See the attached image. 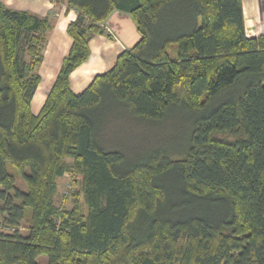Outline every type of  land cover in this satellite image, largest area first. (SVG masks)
Instances as JSON below:
<instances>
[{
  "label": "trees",
  "instance_id": "16d2710c",
  "mask_svg": "<svg viewBox=\"0 0 264 264\" xmlns=\"http://www.w3.org/2000/svg\"><path fill=\"white\" fill-rule=\"evenodd\" d=\"M64 1L72 45L37 114L54 24L0 1V264H264V33L247 34L243 0ZM116 8L141 39L76 93ZM173 107L192 123L176 157L108 137ZM67 173L71 208L55 203Z\"/></svg>",
  "mask_w": 264,
  "mask_h": 264
},
{
  "label": "crops",
  "instance_id": "0c3cea01",
  "mask_svg": "<svg viewBox=\"0 0 264 264\" xmlns=\"http://www.w3.org/2000/svg\"><path fill=\"white\" fill-rule=\"evenodd\" d=\"M0 1L12 9L27 10L39 16H48L54 24L45 49V58L40 66L42 80L32 100V110L37 114L60 71L63 58L70 51L72 38L67 31V26L77 17L78 12L76 9H69L64 0ZM255 2L253 0L248 6L244 3L245 10L252 11ZM105 23L115 38L111 39L99 34L91 39L89 59L76 68L70 77L71 88L76 93L82 92L97 74L109 70L121 52L134 46L141 39V33L133 18L122 9L113 10Z\"/></svg>",
  "mask_w": 264,
  "mask_h": 264
},
{
  "label": "rangeland",
  "instance_id": "374dc122",
  "mask_svg": "<svg viewBox=\"0 0 264 264\" xmlns=\"http://www.w3.org/2000/svg\"><path fill=\"white\" fill-rule=\"evenodd\" d=\"M255 1L252 11H247L244 8L246 30L249 36L259 35L264 31V1ZM121 120V123L112 121L111 125L120 124V127L114 130V127L111 126L112 134H109L108 137L110 136L111 142L114 141L127 151L131 159L137 156H145L150 153V150L162 149L163 144L168 153L176 157V153H180L183 146L187 144L192 129L190 115L184 107L169 109L166 118L158 122L148 123L137 120V118H131L126 114ZM115 131L119 132L115 133ZM11 171L17 175L18 185L24 188L25 184L21 176L13 167ZM79 180L80 177L74 180L69 173L59 177L55 203L71 208L74 204L73 196L76 197L78 194ZM40 260L42 262L47 261V256L42 255Z\"/></svg>",
  "mask_w": 264,
  "mask_h": 264
},
{
  "label": "bare ground",
  "instance_id": "6f19581e",
  "mask_svg": "<svg viewBox=\"0 0 264 264\" xmlns=\"http://www.w3.org/2000/svg\"><path fill=\"white\" fill-rule=\"evenodd\" d=\"M252 2H253V1H252ZM244 3H245V5L248 6V5L251 3V0H245ZM253 6H254V5H253ZM246 10H247V9H246Z\"/></svg>",
  "mask_w": 264,
  "mask_h": 264
},
{
  "label": "built area",
  "instance_id": "2783aa9c",
  "mask_svg": "<svg viewBox=\"0 0 264 264\" xmlns=\"http://www.w3.org/2000/svg\"><path fill=\"white\" fill-rule=\"evenodd\" d=\"M262 33H264V31Z\"/></svg>",
  "mask_w": 264,
  "mask_h": 264
}]
</instances>
